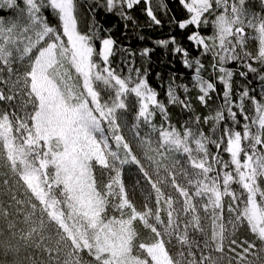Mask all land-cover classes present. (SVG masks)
Returning a JSON list of instances; mask_svg holds the SVG:
<instances>
[{
  "label": "snow or ice",
  "instance_id": "snow-or-ice-1",
  "mask_svg": "<svg viewBox=\"0 0 264 264\" xmlns=\"http://www.w3.org/2000/svg\"><path fill=\"white\" fill-rule=\"evenodd\" d=\"M177 2L157 8L192 48L153 42L165 103L148 67L111 59L142 3L163 26L152 0H0V264H264V0ZM177 60L202 105L223 101L180 127Z\"/></svg>",
  "mask_w": 264,
  "mask_h": 264
},
{
  "label": "trees",
  "instance_id": "trees-1",
  "mask_svg": "<svg viewBox=\"0 0 264 264\" xmlns=\"http://www.w3.org/2000/svg\"><path fill=\"white\" fill-rule=\"evenodd\" d=\"M81 3L88 2L91 0H80ZM152 4L154 8H157L159 4V0H152ZM169 7L175 13L177 18H180L183 15V10L180 8L177 0H170ZM144 8V4L142 3L136 10L137 21L139 27L132 28L130 27L127 30V33H124V29L122 25H118L113 29L114 38L117 41L116 44V54L113 56L112 64L117 70L123 69V72L127 74V66L126 62L129 60H134L136 67H148L149 68V82L153 87H157V90L160 93V99L165 100L164 88L158 87L163 81H166L168 75L170 74L171 69L168 67L170 61V55L167 49L162 47H156L153 43L155 40L167 38L170 35L175 34L178 39L183 40L185 46L191 50L192 45L188 44L184 37L188 34L187 32L181 33L177 30H173L172 26L168 23L169 15H163L161 11L157 8V15L164 21L163 26H150V20L146 15H144L142 9ZM140 36L145 37V39H139ZM99 47V45H97ZM145 47L155 48V51L151 54L150 61H145L140 55V51ZM130 53H136L133 57ZM193 56H196V52H192ZM203 62L205 64L206 70L202 73V75L208 79L211 77V68L209 65L211 64V60L209 57L205 56L203 58ZM231 67H235V65H230ZM175 70L178 73H183L182 81L190 86V91L188 92V96L191 99L192 110H188L182 108L179 105H171L168 108V111L171 115V122L180 127L184 124L185 121L191 119L194 116H207L212 113L223 101L221 97L217 96L215 93L212 94V99L208 101L207 106L202 105L198 100V90L195 88H191L192 80L191 76L193 72L189 69H185L180 64L179 60L175 62ZM160 72L163 77V81L158 79L155 73ZM235 79L239 80V77ZM179 82V78H178ZM218 89H221V85H217ZM181 97H184V93H180ZM156 122L159 124L160 117H157ZM211 125L203 124V120H201V128L207 133L210 130ZM219 135V133H217ZM215 151V148H212ZM227 158V157H225ZM126 182L131 187L135 184L136 179L138 178V173L135 167L128 168L125 172ZM235 187V186H234ZM136 198L137 200L142 199V194L140 189H136ZM245 235H248L246 231H241L240 236L244 238Z\"/></svg>",
  "mask_w": 264,
  "mask_h": 264
}]
</instances>
